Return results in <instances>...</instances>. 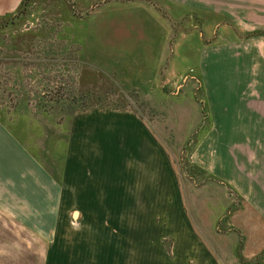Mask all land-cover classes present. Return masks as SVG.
Returning <instances> with one entry per match:
<instances>
[{
	"label": "rangeland",
	"instance_id": "obj_1",
	"mask_svg": "<svg viewBox=\"0 0 264 264\" xmlns=\"http://www.w3.org/2000/svg\"><path fill=\"white\" fill-rule=\"evenodd\" d=\"M48 1L35 19L23 20L11 30L6 25L0 27V85H5L6 92L3 94L0 90V108L4 105L5 112L16 117L15 120L22 116L31 122L32 129L38 133L34 148L43 146L41 131L49 132V121L42 118V104L49 111L57 108L54 122L60 123V112L65 108L68 121L71 105L75 108L79 105L84 112L99 106L137 113L165 148L182 187L185 206L191 211L199 232L203 237L206 234L223 264H239L234 263L236 256L230 254L229 247L238 240L236 237L220 239L217 234L213 237L207 231L203 233L206 215L215 219L210 228L216 229L234 201L223 184L209 179L197 182L192 176L193 164L204 165L212 177L235 186L245 203L264 212V134L250 133L254 125L263 126L264 119H252L258 115L252 109L246 110L244 114L252 118H243L244 125L239 122L246 133L238 138H245L247 144L237 145L230 143L231 138H224L219 143L225 149L215 151L201 146L195 152L199 139L213 122L205 87L201 88L200 55L196 52L208 49L205 73L214 85L221 80L214 78L211 69L229 80L239 79L248 86L242 91L243 96L249 97L248 89L255 85L259 88L264 83V39H250L249 35L264 31V0H73L69 6L65 0ZM134 3L138 7L152 5L164 20L155 21L156 14L146 6L142 13L144 19L138 14L132 17ZM55 14L70 22H51ZM201 17L209 23L207 36L199 24ZM221 21L233 24L235 30L239 28L240 36H247L241 41L243 53L232 54L227 44L229 39L211 34ZM50 26L58 30L68 27L74 36L43 39ZM125 26L130 31L125 32L129 38L122 32ZM154 26L160 30L153 32ZM143 28L151 35L154 33L155 39H148L149 43L137 42L140 33L146 37ZM9 32L16 33L14 38L12 34L9 38ZM19 33L28 34L29 39H23L24 35L18 38ZM129 40L132 46L136 42V49L143 52L134 54L131 46H127L129 50L112 48ZM8 41L16 49L19 42L24 45L35 41L38 45H26L19 54L16 49L14 53L9 51L5 46ZM66 48L68 52L60 54ZM5 63L32 67L19 72L8 70ZM97 72L103 76L96 79ZM87 91L104 92L107 97L98 103L73 102V96ZM21 95L22 99L24 95L28 98L25 108L17 106ZM217 108L219 116L223 115V128L237 123L231 116L230 101L221 98ZM219 130L225 131L221 127ZM249 146L251 149H245ZM37 164L28 153L22 157L10 150L8 166L4 167L7 173H0V264H165L163 257L170 261L169 254L173 258V251L166 254L164 250L168 244L163 230L167 226V233L172 235L178 216H168L167 222L165 215L157 214L163 207L160 200L154 201L155 214L148 216V222L145 215H91L83 221L88 225H84L81 216L76 220L75 215L59 214L58 208L64 200L49 197L48 182ZM247 219L237 215L235 224ZM130 222L138 224L134 245L133 238L130 240L125 232ZM250 239L257 238L250 236ZM251 244L247 260L254 261L260 248L257 241Z\"/></svg>",
	"mask_w": 264,
	"mask_h": 264
},
{
	"label": "crops",
	"instance_id": "obj_2",
	"mask_svg": "<svg viewBox=\"0 0 264 264\" xmlns=\"http://www.w3.org/2000/svg\"><path fill=\"white\" fill-rule=\"evenodd\" d=\"M48 0H33L28 12L25 16H17L23 0H0V19L5 17L14 18V25H8L5 28L11 30L17 26L23 20L34 18L42 13L40 10ZM73 0H65L66 5ZM80 1V0H79ZM168 2V0H164ZM49 2V1H48ZM75 2V1H74ZM179 5L181 3H178ZM142 7H138L135 3V10L133 16L139 15L141 20L145 17L142 13L144 7H150L153 14H156L157 19L155 21H163L161 17L152 5L140 4ZM183 5V4H181ZM186 6V5H183ZM73 13V11L71 10ZM123 14V13H122ZM135 14V15H134ZM142 14V15H140ZM72 15V14H71ZM46 17V16H44ZM201 17L199 24L204 28L205 35L210 33L207 30L209 23ZM39 19H37L38 21ZM51 22H65L70 21L61 15L55 14L51 17ZM48 22V20H46ZM137 22V20H135ZM148 23L150 21L148 20ZM208 24V25H207ZM126 25V24H123ZM137 25V24H135ZM143 25V22H142ZM65 27H63L64 29ZM138 26L136 28L139 33ZM198 28V26H195ZM241 28V27H240ZM58 30L53 26L49 27V30L45 32L43 39H58V38H70L72 39L74 33L68 30V27L64 30ZM242 29V28H241ZM123 33L129 34L128 27L125 26L122 29ZM145 38L139 34V41L148 42V39H155L154 33L151 35L144 28ZM160 30L159 27L154 26L153 32ZM255 31V30H254ZM239 28L236 30L233 24L221 21L216 24L212 35H222L227 41L229 47L232 48V54L243 53L241 50L244 39L247 36H240ZM29 33V32H28ZM125 33V34H126ZM9 38H14L15 32H9ZM126 36L129 38V36ZM23 39H29V35L26 33L17 34ZM250 35V39H264V31H255ZM142 36V37H141ZM152 36V38L150 37ZM202 37V34H200ZM35 40L36 36L32 37ZM30 38V39H32ZM38 38V37H37ZM143 39H147L142 41ZM29 41V40H28ZM17 49L14 48L13 43L10 41L5 46L10 52L21 54L22 47L26 45H38L34 41L32 44L19 42ZM149 43V42H148ZM122 46H112L115 48H125L131 46L132 50L135 49V53L143 52L136 49L135 45L132 46L131 40L128 43H121ZM23 45V46H21ZM146 46V45H145ZM144 46V49H146ZM14 48V50H13ZM40 50V49H39ZM129 50V49H128ZM208 49L202 51L198 50L196 53L200 55V75L202 86L205 87L207 98L211 107V118L213 122L209 129L203 134L198 141V146L195 152L201 147L210 148V150H222L225 149L219 142L225 138H231L230 143L237 145L247 144L245 138L240 139L238 136L245 135L246 128H242L243 118H252L246 116L244 112L247 110H254L258 116H253L252 119L262 118L264 119V83L258 88L257 85L252 87L248 96H243L242 91L248 87L240 83L239 79H227L220 72L211 69L214 78L217 80L216 85L212 82V79L208 77L204 60L207 57ZM41 51V50H40ZM68 52V49H61V53ZM133 53V52H132ZM11 54V53H9ZM34 54V53H33ZM5 56L6 53L3 52ZM4 60V57L2 58ZM7 64V65H6ZM4 65V61L2 62ZM8 70H15L19 72H26L31 70L32 66L28 64H9L5 63ZM35 70V69H33ZM179 72V71H178ZM82 77V74L80 75ZM103 76L97 72V78ZM19 82V81H18ZM5 85H0V90L3 94ZM5 92V93H4ZM79 96V97H77ZM21 95L17 98V106L25 108L28 106L27 95ZM85 97V98H84ZM107 95L103 93H96L93 91H87L80 93V95L73 96L74 103H98L104 101ZM221 98H225L231 103V110L233 118L237 121L233 127L224 126L223 115L217 113V103ZM45 102V101H44ZM79 105H71L68 121L67 108L60 112V122L57 121L55 109L49 111L46 105L42 104L40 109L42 111L43 119H48L49 132L41 131L40 139L43 146L41 148H34L37 132L32 129L31 122L23 118L16 119V117H10L9 113L5 112L4 105L0 108V173H7L4 167L8 166V159L10 156V150L17 156L21 155L26 157L27 153L29 158L35 159L38 164L37 169L43 174L44 179L48 182L50 188V198H56L64 200V203L59 207V214H71L76 216L78 220L79 216L82 218V224L86 218L89 220L91 215H140L145 217V221L148 222V216H154L155 208L154 201L160 200L163 204L160 212L157 214L165 215L166 221L169 222L170 215H177L176 229L172 235L167 233L166 229L164 240H167L168 245L164 246V250L167 253L173 251V258L171 260H165L162 262L165 264H223L221 259L216 255V250L212 248L208 237H205L197 229L194 219L191 217V211L185 206V198L182 187L180 186L179 179L177 178L165 148L162 143L157 139L153 130L142 120V118L132 111L118 110V109H104L99 106L91 107L87 111H83L78 107ZM76 109V111H75ZM218 109V108H217ZM61 110V108H60ZM85 110V109H84ZM261 110L262 112H260ZM83 111V112H81ZM261 114H258V113ZM226 113L225 118H228ZM15 118V119H14ZM52 122V123H51ZM65 123V124H64ZM262 123V122H261ZM250 122L247 123L249 125ZM260 125V124H259ZM34 127V126H33ZM220 127L225 131L219 130ZM255 129L251 131L252 134H264V122L263 126H253ZM249 129V127H247ZM249 133V131H248ZM237 136L236 140L234 138ZM234 141V142H233ZM229 142V141H228ZM227 143V142H226ZM249 144V143H248ZM256 143L255 145H257ZM238 147L236 149L238 150ZM233 148V147H231ZM235 148V147H234ZM264 150V146H262ZM251 149V146L249 148ZM255 149V148H254ZM194 169L192 172L193 178L198 182L202 180H211L219 184H223L226 187L229 196L232 198L233 205L229 207L224 218L220 219L216 229H211L215 223V219L206 215L205 218V230L213 236L218 235L220 239L227 236L236 237L238 240L233 244H230V254L235 255L234 263L236 261L239 264H263L262 257H264V212L260 209L252 207L249 203L244 202V196L240 191L228 182H224L222 178H214L216 176L211 175L210 172L204 167V165L193 164ZM197 169H196V168ZM227 183V184H226ZM176 184V188L174 185ZM40 188V187H39ZM233 197H232V196ZM243 198V199H242ZM103 200H108L107 203ZM122 200H127L124 204ZM239 200V201H238ZM237 201V202H236ZM145 204V205H143ZM176 204V206H174ZM209 215H212L210 213ZM237 215H242L247 220L240 222L239 225L235 224V218ZM165 221V222H166ZM172 224V223H171ZM116 226V224H113ZM119 225V224H118ZM103 226H101L102 228ZM138 224L136 222H130L128 227L125 228V232H128L130 240L133 238V245L136 244L138 238ZM98 229L100 228L97 227ZM105 229V227H103ZM121 226L119 225V228ZM252 234V235H251ZM145 235L143 234L142 237ZM250 236L257 239L251 241ZM235 238V239H236ZM163 240V243H164ZM172 241V242H171ZM257 241V247L260 248L259 255L255 260L249 261L247 257L249 253V247ZM165 245V244H164ZM226 248V247H225Z\"/></svg>",
	"mask_w": 264,
	"mask_h": 264
},
{
	"label": "trees",
	"instance_id": "obj_3",
	"mask_svg": "<svg viewBox=\"0 0 264 264\" xmlns=\"http://www.w3.org/2000/svg\"><path fill=\"white\" fill-rule=\"evenodd\" d=\"M33 0H23L21 7L19 9V12L17 14L16 17L18 16H25L28 14V12H30V8H31V4H32ZM14 18L12 17H5L4 19H0V27H3V25H14V21H12ZM196 168V167H195ZM194 169V167H193ZM197 169V168H196Z\"/></svg>",
	"mask_w": 264,
	"mask_h": 264
}]
</instances>
